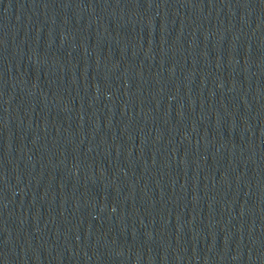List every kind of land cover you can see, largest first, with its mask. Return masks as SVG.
Returning a JSON list of instances; mask_svg holds the SVG:
<instances>
[{"label": "water", "instance_id": "95a60500", "mask_svg": "<svg viewBox=\"0 0 264 264\" xmlns=\"http://www.w3.org/2000/svg\"><path fill=\"white\" fill-rule=\"evenodd\" d=\"M0 264H264V0H0Z\"/></svg>", "mask_w": 264, "mask_h": 264}]
</instances>
